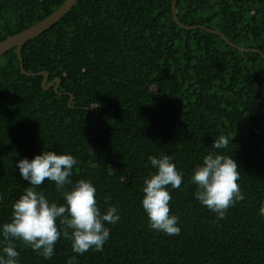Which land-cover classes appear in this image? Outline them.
<instances>
[{
  "label": "trees",
  "instance_id": "obj_1",
  "mask_svg": "<svg viewBox=\"0 0 264 264\" xmlns=\"http://www.w3.org/2000/svg\"><path fill=\"white\" fill-rule=\"evenodd\" d=\"M172 1L77 0L26 41L24 70L47 71L46 83L58 77L62 94L43 89L42 76L23 74L15 47L0 55V223L29 186L15 161L41 150L73 155L70 179L90 180L101 211L115 205L121 216L107 225L100 252L77 255L61 238L45 260L16 242L19 264H65L69 256L77 264H264V59L218 34L178 26ZM63 2L0 0V41ZM175 11L183 24L219 30L264 54V0H178ZM221 133L230 143L216 151L236 161L245 196L223 220L194 199L189 183ZM162 153L183 173L180 188L170 189L176 236L149 229L140 203L143 178L154 171L147 158ZM37 191L63 203L54 182Z\"/></svg>",
  "mask_w": 264,
  "mask_h": 264
},
{
  "label": "clouds",
  "instance_id": "obj_2",
  "mask_svg": "<svg viewBox=\"0 0 264 264\" xmlns=\"http://www.w3.org/2000/svg\"><path fill=\"white\" fill-rule=\"evenodd\" d=\"M229 143V137L221 133L212 141L213 150L202 157L189 176V183L196 189L194 199L219 220L225 219L230 207L245 199L238 184L240 171L236 161L216 151L227 149ZM147 159L154 169L143 178L141 187L140 203L147 226L157 233L179 235V218L170 214L169 202L170 189L180 188L183 173L168 154L149 155ZM77 163L73 155L45 150L31 159L15 161L13 170H18L29 186L12 205L10 221L0 223V264H19L16 242L45 260L53 257L56 242L61 238L70 242L72 253L77 255L103 250L111 234L107 225H115L121 216L115 205L101 211L90 180L70 179ZM46 180L54 182L63 203L50 202L42 191H37ZM104 199L107 203L110 197ZM258 214L264 216V203L260 204ZM65 264H77L76 256L67 257Z\"/></svg>",
  "mask_w": 264,
  "mask_h": 264
},
{
  "label": "water",
  "instance_id": "obj_3",
  "mask_svg": "<svg viewBox=\"0 0 264 264\" xmlns=\"http://www.w3.org/2000/svg\"><path fill=\"white\" fill-rule=\"evenodd\" d=\"M76 1L77 0H64V2L57 9H55L52 13H50L48 16L44 17L43 19H41L37 23L29 26L28 28L23 29V30H21V31L9 36V37H6L5 39L0 41V55L3 54L4 52H6L8 49L15 47L16 55H17V58L19 61V68H20L21 72L25 75L42 76L41 85H42L43 89L48 90L49 88L53 87V89L59 94L63 93V92L58 91L60 79L57 77V78H54L53 80H51L50 82L46 83L47 79H48V75H49L47 71L26 72L23 68L22 59L20 57V50H21L22 45L26 41H28L29 39L35 37L36 35H39L40 33L44 32L45 30L50 28L52 25H54L57 21H59L61 19V17L64 16L70 10V8L75 4ZM177 1L178 0L172 1L171 11H172V18L178 26L185 28V29L199 28V29H203V30L210 32V33H213V34H218V35H220V37L222 39H224L226 41L227 44L234 46L241 51L252 50V51L258 52L261 55V57L264 59V54H262V52L260 50L240 47V46L228 41L226 39L225 35L219 30L208 28V27L203 26V25H186V24H183L182 22H180L178 20L177 15H176L175 7H176ZM64 94H69L68 105L71 106L73 96L70 93H64ZM91 110H95V108H91ZM96 122H97V117H96L95 123H94L95 127H96ZM95 136H96V129L93 131V133H92V135H90V137L94 138Z\"/></svg>",
  "mask_w": 264,
  "mask_h": 264
}]
</instances>
